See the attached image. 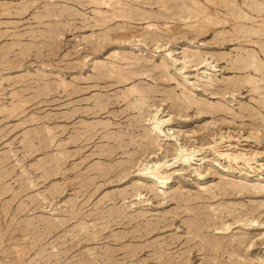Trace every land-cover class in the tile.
I'll list each match as a JSON object with an SVG mask.
<instances>
[{"label":"rangeland","instance_id":"rangeland-1","mask_svg":"<svg viewBox=\"0 0 264 264\" xmlns=\"http://www.w3.org/2000/svg\"><path fill=\"white\" fill-rule=\"evenodd\" d=\"M0 264H264V0H0Z\"/></svg>","mask_w":264,"mask_h":264},{"label":"bare ground","instance_id":"bare-ground-1","mask_svg":"<svg viewBox=\"0 0 264 264\" xmlns=\"http://www.w3.org/2000/svg\"><path fill=\"white\" fill-rule=\"evenodd\" d=\"M254 12H255V14H259L260 12H263V11H260L259 10V8H257V7H255V9H254ZM257 34V33H256ZM165 45V44H164ZM166 58H168V59H170L171 61H172V63H173V65H175L176 63H177V59L176 58H174V54L171 52V51H169L168 53H167V57ZM251 63H254V61H252ZM251 63H246V65L244 66L245 68H248L249 66H251ZM203 64V63H202ZM209 66V65H208ZM211 66V65H210ZM202 67H204L203 65H201L200 66V68H202ZM209 68V67H208ZM207 68V69H208ZM213 69V68H212ZM255 69V68H254ZM177 70H179V69H177ZM183 69H181V71H182ZM184 70H186V69H184ZM212 71V70H211ZM214 71V70H213ZM183 72V71H182ZM181 72V73H182ZM207 72V71H206ZM185 73V72H184ZM183 73V74H184ZM201 73H203L204 74V71L203 72H201ZM209 73V72H208ZM207 73V74H208ZM182 74V75H183ZM200 74V73H199ZM206 74V73H205ZM186 75V73L184 74V76ZM201 76H203V75H201ZM204 77H206V76H204ZM210 78V77H209ZM192 85H195V84H192ZM160 109V108H159ZM163 112H161V113H159V110L157 109H155V113H153V115H152V117L150 118V119H152V120H150L151 121V130L157 135V136H159L160 134H161V136L163 135V137L164 136H170L169 134H173V133H175V132H169L170 130H172V129H168V130H165V128L164 127H166V126H168V125H166V123H168L169 121H171V120H169L168 118L167 119H165L164 117H166L167 116V114L166 115H163L162 114ZM165 124V125H164ZM163 126V127H162ZM164 129V130H163ZM173 131V130H172ZM172 136V135H171ZM161 139V138H160ZM159 139V140H160ZM220 139H223V136L222 135H220V137H219V140ZM166 140V139H165ZM219 140L217 139V142H219ZM247 140V138H245L244 139V141H246ZM214 141V143H216V140H213ZM225 142H227V143H225V145L223 146V147H225L224 149L223 148H217V147H215L217 150H216V152H217V155H218V157L219 158H221V159H224V160H226L227 162H231L232 160H240V159H244L245 157H252L253 158V156H250V155H248V152H242L241 151V149L237 146L238 144H236V145H232V140H231V142L229 141V140H225ZM213 144V143H212ZM176 145V144H175ZM214 145V144H213ZM177 146V145H176ZM178 148V147H177ZM176 151H178V150H176ZM177 153V152H176ZM191 156L192 155H187V156H185V158H184V162H190V158H191ZM255 161V160H254ZM248 163H249V161H248ZM251 163V162H250ZM146 165V164H145ZM149 166V165H148ZM165 166H168L166 163H163V164H161V163H154V164H152L151 166H149V168L148 167H146L145 168V172L144 173H148L149 175H152V176H154V173H153V171H152V169H155L156 171H159V169L160 168H162V167H165ZM143 167H145V166H143ZM166 168V167H165ZM157 176H159V174L157 175ZM150 178V177H149ZM161 183H163L164 184V181L163 182H161ZM162 186H164V185H161V186H159V187H162ZM256 221L257 220H255V223H256ZM259 223H258V221H257V223L255 224V225H258ZM249 246V245H248ZM252 246V245H251Z\"/></svg>","mask_w":264,"mask_h":264}]
</instances>
